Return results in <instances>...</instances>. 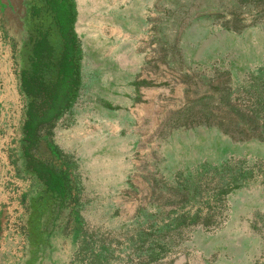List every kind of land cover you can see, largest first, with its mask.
I'll return each instance as SVG.
<instances>
[{
	"label": "rangeland",
	"instance_id": "374dc122",
	"mask_svg": "<svg viewBox=\"0 0 264 264\" xmlns=\"http://www.w3.org/2000/svg\"><path fill=\"white\" fill-rule=\"evenodd\" d=\"M65 7L77 83L26 139L63 39L50 0H0V152L39 190L27 264H264V0Z\"/></svg>",
	"mask_w": 264,
	"mask_h": 264
},
{
	"label": "crops",
	"instance_id": "0c3cea01",
	"mask_svg": "<svg viewBox=\"0 0 264 264\" xmlns=\"http://www.w3.org/2000/svg\"><path fill=\"white\" fill-rule=\"evenodd\" d=\"M21 117L17 118L13 138L20 140ZM0 152V264H27L29 244L27 225L30 201L37 194L34 177L21 170L19 157ZM39 191V190H38Z\"/></svg>",
	"mask_w": 264,
	"mask_h": 264
},
{
	"label": "trees",
	"instance_id": "16d2710c",
	"mask_svg": "<svg viewBox=\"0 0 264 264\" xmlns=\"http://www.w3.org/2000/svg\"><path fill=\"white\" fill-rule=\"evenodd\" d=\"M66 0H50L55 12L54 18L58 25L59 34L63 39V51L61 61L57 71V79L54 81L52 88L43 89L45 107L37 111L33 108L28 109L26 119L23 126V133L26 139L35 133L40 126V122H47L58 116L65 109L71 99V92L77 83V67L75 62L76 44L73 46L74 33L72 30L73 16L65 7ZM70 40H72L70 42ZM41 69L37 66H32L25 77L27 94L33 91L32 80L35 77L34 73ZM32 75V76H31ZM42 79V78H41ZM43 80L41 86H44ZM31 95V94H30Z\"/></svg>",
	"mask_w": 264,
	"mask_h": 264
}]
</instances>
